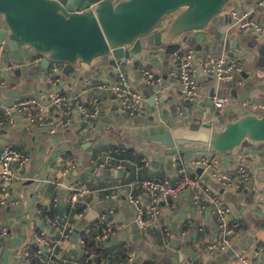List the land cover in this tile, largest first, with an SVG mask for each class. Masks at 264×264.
<instances>
[{
	"label": "crops",
	"instance_id": "obj_1",
	"mask_svg": "<svg viewBox=\"0 0 264 264\" xmlns=\"http://www.w3.org/2000/svg\"><path fill=\"white\" fill-rule=\"evenodd\" d=\"M255 1L234 0L221 14L214 27L217 29L215 37L221 34L220 40H232L229 49L235 53V57H230L239 59L240 62L242 51H239L235 44L240 41L243 48L241 50H244L248 48L249 41L247 38L243 39L247 35L243 29L229 23V17L231 11L243 13L250 10ZM251 18L264 26V10L255 11ZM232 28L235 29L233 34L230 33ZM193 36V43L203 45L204 53L198 54L216 53L229 56L230 51L218 50L220 43L212 38L211 33H197ZM18 49L20 52L12 58V49L8 48L3 60H0V89H8L7 95L2 93L1 98L9 103L25 98H40L45 102V95L52 90L51 73L57 70L55 75L60 80L57 84L59 90L79 94L98 105L101 113L94 129L101 123L104 126L98 138L97 135L91 138L93 129L89 131V127L79 123L76 116L72 127L55 136L49 135L48 127L28 128L25 119L19 116L13 127L0 126V150L12 146L30 160V164L20 170L21 179L17 183L0 180V200L4 199V189L10 194L8 205H0V216L2 215L5 221L3 225L8 227L7 234L0 239V264H21L25 252L29 253L35 264H42L47 259V253H36L37 245L33 235L46 226L48 231H52L46 221L50 212L66 216L73 227L70 238L62 241L57 247L56 261L91 264L99 260L106 264H122L131 255L134 256L132 264H242L239 259L241 256L255 264H264V144L251 145L255 148L246 150L243 154L239 152L238 155L219 154L196 145L190 148H174L172 153L168 154L160 147L121 141L115 138L117 136L109 138L108 132L106 133L111 126L112 129H119L135 122L141 125L166 123L175 127L180 123V114H183V117L186 114H200L204 121H212L213 125L222 126L225 120H235L244 114L254 113L250 111L251 108L259 102H264L263 80L254 84L244 77L235 84L238 91L228 89L226 94H219L220 83L200 71L198 80L200 89L203 90L199 92L196 100L189 102L178 94L180 89L169 76L175 67L173 57L164 55L161 50L149 51L139 65L141 81L137 80L138 74L130 70L131 65H134L132 61L130 65L123 67L128 71L131 84L145 97L138 115L130 118L118 106L110 92L98 88L100 83L111 81L118 68L114 70L113 65L104 63L90 71L79 68L66 75L63 73V65L50 64L44 70L39 69L34 76L29 73L30 68L41 64V57L30 48V51L26 52L25 46ZM207 50L209 52H206ZM168 60L169 72L165 77L163 66ZM244 64L248 65V62ZM12 66L15 68L9 69ZM144 68L152 70L160 78L157 85L151 86L144 82L141 72ZM83 72L99 73L100 77L83 78ZM246 72H250L249 68ZM5 73L6 78L3 76ZM254 73L250 72L252 76ZM21 76H27V80H21ZM209 82H215V85L210 86ZM224 83L232 85L233 79ZM143 84L146 86L143 87ZM146 94L150 97L156 96V105L147 104ZM214 95L230 100L224 110L214 107ZM159 98L163 99L162 103L158 102ZM245 102L249 103L248 106H244ZM191 104V108L186 107ZM195 104L198 110L190 113ZM215 111L224 115L223 121L214 117ZM232 113L235 117L231 116ZM152 116L155 117L154 121L150 120ZM4 118L7 116L0 112V120ZM74 141L80 142L79 148L73 145ZM87 143L91 145L85 147ZM120 147L128 150L127 154L125 151H119ZM86 153L91 155L89 169H85L83 164ZM199 159L212 160L213 166H199L195 163ZM240 161L249 166L250 183L242 190L223 188L217 177ZM168 163H171V169ZM71 165L74 168L69 171ZM66 170L70 174L65 175ZM184 173L200 177L235 210L234 217H229V225L237 226L234 229L235 236L222 252L214 253L208 250L207 245L221 240L223 233L211 215L207 218L205 213L195 212L189 193H182L174 201L175 207L159 205L157 213L150 207L151 199L145 191L130 189L131 183L150 178L165 177L175 183ZM75 178L81 179L83 185L93 191L86 203H60L56 207V201L65 202L69 194L66 186ZM81 206L85 207L83 212L80 210ZM140 209L143 211V225L138 220ZM42 213L44 215H41L40 220L39 215ZM102 215L106 218L103 224L108 230V238L100 242L95 240L99 254L91 253L85 257L80 251L79 238L89 233V236L96 233L99 235ZM189 220L203 225L205 233H197L188 228ZM50 236L54 237L55 234L51 232ZM33 248L36 250L33 251ZM88 257H91L92 261L86 262Z\"/></svg>",
	"mask_w": 264,
	"mask_h": 264
},
{
	"label": "water",
	"instance_id": "obj_2",
	"mask_svg": "<svg viewBox=\"0 0 264 264\" xmlns=\"http://www.w3.org/2000/svg\"><path fill=\"white\" fill-rule=\"evenodd\" d=\"M233 1L0 0V43L13 51L20 46L28 47L41 57L42 64H61L70 70L90 71L104 63L119 65L124 60L140 65L149 51L161 50L164 55L172 56L193 43L194 34L211 33ZM221 37L219 34L212 38ZM245 38L249 41L247 49L241 50L240 41L235 47L245 53L240 57L241 63L248 62L250 72L254 71L255 75L246 72L244 77L254 84L259 80L264 82V34L245 35ZM222 41L218 50L232 45L231 39ZM230 55L235 57L232 51ZM145 96L147 104L156 105L155 95ZM158 102L162 103L163 99L159 98ZM179 121L175 127L135 122L119 129L111 126L106 133L109 138L117 136L121 141L164 150L196 145L233 155H238L245 144H264V115L247 113L235 120H225L222 126L204 121L200 114L184 117L180 114ZM103 126L98 124L91 138L95 135L98 138ZM73 145L79 148L80 142L74 141ZM90 145L87 143L85 147ZM209 216L206 212V217Z\"/></svg>",
	"mask_w": 264,
	"mask_h": 264
},
{
	"label": "built area",
	"instance_id": "obj_3",
	"mask_svg": "<svg viewBox=\"0 0 264 264\" xmlns=\"http://www.w3.org/2000/svg\"><path fill=\"white\" fill-rule=\"evenodd\" d=\"M264 10V0H256L250 10L240 13L236 10L231 11L230 20L233 26H237L243 30L253 31V34L263 35L264 26L257 23L251 18V14L255 11ZM2 18L0 17V26ZM9 47L0 43V59L6 55ZM175 67L170 72V78L179 87L184 100L189 102L199 97V80L200 71L214 79L217 83L227 82L233 79L235 73H242V63L239 59L231 58L227 54L214 56L211 54L201 55L192 48H184L172 55ZM130 60H124L118 66L115 77L109 82H102L98 88L110 92L118 106L130 117L135 118L144 103L145 97L141 91L136 89L130 82L128 71L123 69L125 65H130ZM15 66L9 69L13 70ZM52 72V90L45 95V102L39 98H25L18 101L8 102L4 98L0 99V112L4 113L7 118L0 120V126L8 125L13 127L16 124L17 116L23 117L28 128L48 127L49 135L55 136L61 131L67 130L74 124L75 116L78 117L79 123L89 127V131L94 129L99 115L101 113L98 105L88 101L87 98L70 92L59 90L57 84L60 82L58 77ZM143 80L147 85L155 86L160 81L155 73L150 69H142ZM230 103V100L222 96H213V105L216 109L224 110ZM249 103L245 102L244 106ZM257 107L264 112V102L257 103ZM258 114V113H256ZM259 116H262L258 114ZM125 151V149L123 148ZM199 166H213V161L209 159H199L195 162ZM30 164L29 158L15 150L12 146L3 147L0 150V180L6 183H17L20 177V170L26 168ZM74 166L69 167V171ZM70 174L66 170L65 175ZM218 178L223 188L242 190L250 183V169L244 162L240 161L228 171L222 173ZM67 190L69 192L65 202L59 201L55 203L56 207L60 203L72 204L85 203L89 194L93 191L83 185L81 179L75 178L68 183ZM130 189H142L151 199V208L157 213L159 205L167 207H175L174 201L182 194L189 193L191 205L198 214L210 215L215 219L216 225L223 235L221 240L207 245L210 252L219 253L226 249L235 236V228L229 225V217H234L235 210L225 202L222 196L218 195L211 187L203 182L200 177L191 176L186 173L172 183L165 177L150 178L147 180L136 181L130 184ZM4 199L0 200V205H8L9 192L5 189ZM40 193L39 189L37 190ZM41 215L39 219L41 220ZM47 224L55 234L50 236L47 226L37 230L34 235V243L37 245L36 253L42 255L47 253L48 257L42 264H71L68 261H56L57 247L64 240H68L72 234V224L69 219L61 214L54 217L46 216ZM106 220L105 215L100 216L101 233L96 239L105 241L108 238V230L104 228L103 222ZM138 220L140 224H144L143 211L138 210ZM188 228L197 233H205V227L197 223V221L189 220ZM8 232V227L3 225L0 227V239ZM79 247L85 257L88 256L86 251V240L79 238ZM242 264H255L245 257H239ZM92 261L91 257L86 262ZM134 256H128L125 263L132 264ZM21 264H35L34 260L29 256L28 252L23 254ZM73 264H81L75 262ZM91 264H106L104 261L97 260Z\"/></svg>",
	"mask_w": 264,
	"mask_h": 264
},
{
	"label": "rangeland",
	"instance_id": "obj_4",
	"mask_svg": "<svg viewBox=\"0 0 264 264\" xmlns=\"http://www.w3.org/2000/svg\"><path fill=\"white\" fill-rule=\"evenodd\" d=\"M252 1V0H251ZM258 18V17H257ZM257 21V20H256ZM258 22V21H257ZM167 23V21H165L164 23H162V25L161 26H163V25H165ZM229 23H231L232 24V22L230 21ZM215 29V28H214ZM213 29V31L211 32V35H212V37L214 38L215 36H216V32H217V29H215L214 30ZM234 31H235V29L234 28H232V30H231V34H233L234 33ZM243 32L245 31L246 32V34L247 35H252L253 34V31H249V30H242ZM231 34H229V36H231ZM219 43H222L223 41L222 40H220V39H218L217 40ZM189 47H191V48H193V49H196V52L197 53H204V51H203V45H201V44H199V45H197L196 43H191V44H189L188 45ZM25 50H26V52L27 51H30V50H28V48L27 47H25ZM226 51L227 52H229L230 51V49H229V46L227 47V49H226ZM20 52V50L19 49H17V50H12V52L10 53V56L12 57V58H14V56L16 55H18V53ZM206 52H209V50H207ZM157 54H158V52H157ZM245 53L244 52H242L241 53V55H244ZM250 55H253V53L252 52H250L249 53ZM214 56H218V54H216V53H214ZM0 60H3V58H1ZM248 60H249V58H248ZM169 61L170 60H168L165 64H164V66H163V72H164V76L166 77V75H167V73L169 72ZM111 65H113L114 66V70L115 69H117L118 68V65L116 64H111ZM169 65V66H168ZM33 68H30V71H29V73L31 74V75H37V73H38V70L40 69V71L41 70H44V69H46L48 66L47 65H44V64H37V65H35V66H32ZM36 67V68H35ZM172 68H173V65H172ZM242 70L244 71V72H246L247 70H248V65L247 64H242ZM76 70V69H75ZM130 70H133V71H135V73H137L138 74V76H137V80L138 81H141L142 80V77H141V74H140V72H139V70H140V67H139V65H131V67H130ZM173 70V69H172ZM72 71H74V70H70L67 66H65V65H63V73L64 74H66V75H68V74H71L72 73ZM117 72V71H116ZM84 74L82 75V77L83 78H93V79H98L99 77H100V75H99V73H91V72H83ZM114 74H115V71H114ZM4 78H6L7 77V73H5L4 75ZM163 76V77H164ZM22 78H21V80H27V76H21ZM243 78H244V75L243 74H241V73H235L234 74V76H233V84L232 85H230V84H227V83H224V82H220V84H219V89H218V93L219 94H226V92H227V90L228 89H234L233 90V92H236V91H238V90H236V88H235V84L238 82V81H240V80H243ZM32 82H35V81H33L32 80ZM10 84V83H9ZM209 85L210 86H214L215 85V82H209ZM36 87H39L40 85H35ZM144 86H146L145 84H143V87ZM203 89H200V86H199V89H198V91L201 93V91H202ZM7 91H8V89H7V87H3L2 89H0V99H1V97H2V93H4V95H7ZM178 94H180V95H182V93H181V91L180 90H178ZM253 96H257V94H253ZM259 100H262V98H259ZM197 106H196V104L194 105V107L191 109V111H190V113L191 112H193V111H197L198 109L196 108ZM250 111H253L254 113H258V114H260V115H264V112L261 110V109H259L257 106H255V107H253V108H251V110ZM231 116L232 117H235L234 116V114L232 113L231 114ZM214 117L215 118H217L218 120L220 119L221 121H223V119H224V115H222V113H220L219 111H215V115H214ZM253 148H255V147H252L251 145H249V144H245L244 146H243V148L241 149V151H240V154H243L246 150H252ZM166 153H168V154H170V153H172V149H169V150H166ZM90 157H91V155L89 154V153H86V154H84V159H83V164H84V168L85 169H89L90 168V165H91V163H90ZM168 165V167L170 168L171 167V163H168L167 164ZM171 169V168H170ZM72 178V176H70V179ZM4 219H3V217H2V215L0 216V227L4 224V222L5 221H3Z\"/></svg>",
	"mask_w": 264,
	"mask_h": 264
},
{
	"label": "trees",
	"instance_id": "obj_5",
	"mask_svg": "<svg viewBox=\"0 0 264 264\" xmlns=\"http://www.w3.org/2000/svg\"><path fill=\"white\" fill-rule=\"evenodd\" d=\"M118 150L119 151H124L123 150V148H118ZM127 152H128V150H125V154H127ZM86 203V202H85ZM84 209H85V207L84 206H81V208H80V210L83 212L84 211ZM79 210V211H80ZM51 217H54L56 214H55V212H50V214H49ZM90 235V233L89 234H83V235H81V237H83V238H85V240H86V251L88 252V256L92 253V254H94L95 253V255H97V254H99V250H98V248H97V245L95 244V240H97L96 239V236L98 235V233H96V235L95 234H93V235H91V236H89ZM90 240H91V242H90ZM98 241V240H97ZM99 242V241H98ZM33 251H35L36 249H32ZM95 250H97V252H92V251H95Z\"/></svg>",
	"mask_w": 264,
	"mask_h": 264
}]
</instances>
